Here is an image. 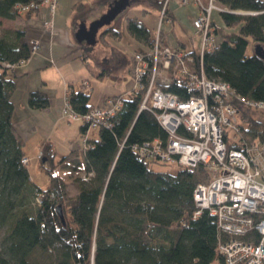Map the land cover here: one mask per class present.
<instances>
[{"label": "trees", "instance_id": "obj_1", "mask_svg": "<svg viewBox=\"0 0 264 264\" xmlns=\"http://www.w3.org/2000/svg\"><path fill=\"white\" fill-rule=\"evenodd\" d=\"M32 1L41 0H0V18L34 16L40 7L20 9ZM146 1L160 11L165 0ZM216 1L225 9L219 12L222 26L211 20L214 46L200 57L197 51L188 53L198 57L206 77L264 101V0ZM165 13L172 19L167 5ZM126 29L151 45L148 29L137 18L128 17ZM163 34L160 30L161 41ZM99 36L109 43L106 36L119 39L121 32L110 24ZM250 40L253 52L247 53ZM30 55L25 31L0 35V264L220 262L215 217L207 209L193 216L194 187L211 177L205 165L163 163L140 157L133 149L167 136L151 111L139 110L143 89L121 97L122 106L107 120L109 125L95 128L96 138L87 137L90 126L82 120L79 131L85 144L80 149L55 161L52 143L44 140L38 169L47 182L40 186L30 177L28 165L22 162L28 158L24 140L12 120L17 77L13 67ZM82 85L76 89L67 85V103L78 114L93 107ZM157 85L181 98L194 93L184 75ZM26 101L30 107L46 108L49 97L34 89L27 91ZM256 111L240 116V136L229 146L238 147L241 141L264 146V112ZM57 166L70 171L62 175Z\"/></svg>", "mask_w": 264, "mask_h": 264}, {"label": "built area", "instance_id": "obj_2", "mask_svg": "<svg viewBox=\"0 0 264 264\" xmlns=\"http://www.w3.org/2000/svg\"><path fill=\"white\" fill-rule=\"evenodd\" d=\"M189 1L198 7L193 24L201 34L197 50L200 57L215 43L210 18L215 3L214 0H206L205 4L204 0H177ZM55 2L32 1L20 9L47 5L53 12ZM166 3L167 0L159 11L150 51L134 53L132 66L133 89L144 90L139 110L151 111L167 136L165 140L144 141L133 149L140 157L163 163L204 164L211 177L194 187L197 209L193 216L207 209L215 217L219 236L216 249L222 260L211 264H264V146L246 141H241L238 147L228 145L240 136V116L253 108L264 112V101L239 94L225 81L206 77L198 57L181 47L162 43L161 24L171 22L165 13ZM44 23L51 24V18ZM29 45L33 53L39 47L38 40L30 39ZM178 75H184L187 86L194 90L186 98L157 85L168 83L171 76ZM106 101V107L93 106L84 114L74 112L67 103L65 113L70 119H82L90 127L109 125L107 120L123 101L120 96L108 97ZM22 162L27 164L28 158L23 157ZM81 176L85 178V174Z\"/></svg>", "mask_w": 264, "mask_h": 264}, {"label": "rangeland", "instance_id": "obj_3", "mask_svg": "<svg viewBox=\"0 0 264 264\" xmlns=\"http://www.w3.org/2000/svg\"><path fill=\"white\" fill-rule=\"evenodd\" d=\"M205 1L206 0H204V4L206 3ZM214 3L215 7L210 9V18L213 13L225 9L222 8L216 0H214ZM139 4L140 2H138V0H129V5L111 21V24L121 29L122 36L120 40L108 38V40H110L109 44L105 43L103 40H99L92 46V49L88 51H85L87 45L82 44L73 54L65 58L66 61H62L61 63L57 61L53 62V60L49 61L50 58L46 56H44L45 59L43 61L42 59L36 61V56H38V52L40 51V42L38 40V49L31 53L28 59L14 65L13 71L17 77L16 87L12 94V100L15 102L12 120L14 121L17 132L24 140V149L28 156L27 165L30 177L38 185L44 186L47 182L46 174L38 169V156L41 152L40 146L44 140L47 139L52 143L55 150V161L67 154L70 150L80 149L81 146L85 144V137L79 131V124L82 122V119H70L67 113H65L68 95L67 84L69 83L66 82L65 77L76 86H78L82 79H90L93 88L88 86L85 88V86L88 85L85 84L87 81H83V88L90 91L89 100L97 103V107H106L108 105L106 99L101 100L100 103L98 102L100 97H102L105 85L108 86V88L115 86V88L118 89V87H121L125 96L130 95L131 88L133 89L134 87L135 79L133 77V66H131L132 74L130 73L128 75L127 71L123 70L125 59L124 52L126 48L133 52V44H135V40L137 39L126 29V16H133L135 13L140 12L142 6H139ZM49 12L51 24L46 26L44 23V26L52 30L53 12L50 10ZM149 13L148 19L150 23L152 22L151 27H149V32L153 36V33L157 29L158 17L152 10H150ZM239 13H246V11L241 10ZM193 19L191 23L190 20H185L182 21V24L186 28L187 34H197L200 42L201 34L196 31ZM20 22L21 20L19 17H15L14 19L0 18V35H13L17 33L20 31ZM80 22L83 21L80 20L77 26ZM178 22L181 21L177 20V22L171 23L162 22L161 24V30L165 33V42L170 45H175L177 43V38H179V34L182 32ZM84 23L88 25L90 22ZM226 30H229V28H226ZM32 38L33 37H29L28 40ZM76 43L79 44L80 42L76 40ZM251 52H253V43L250 40L247 46V53ZM81 53L87 55L88 64L84 63L80 58ZM53 56H55V54ZM60 57L56 58V60H60ZM94 76L99 77L93 78ZM125 86H127V90L124 89ZM29 89L44 90L48 94L50 100L49 105L46 108L30 107L26 101V94ZM57 95H61L62 104L60 107L55 102ZM260 111V109L257 110L256 114L259 115ZM86 134L89 138L97 137V131L94 127H89ZM56 169L59 170L62 175H64V173L67 175V172L70 171L67 167L61 168L57 166Z\"/></svg>", "mask_w": 264, "mask_h": 264}, {"label": "crops", "instance_id": "obj_4", "mask_svg": "<svg viewBox=\"0 0 264 264\" xmlns=\"http://www.w3.org/2000/svg\"><path fill=\"white\" fill-rule=\"evenodd\" d=\"M112 1L113 0H56V4L52 15V23H53L52 30H49L44 26V22L49 18L50 12H49V8L46 5H42L34 16L28 19H23L19 17L21 20L20 22L21 27H20V31L18 32L25 31V36L28 39L29 37H33L39 40L40 51L38 52V56H36L37 57L35 59L36 61L40 59H42L43 61L45 59L44 56H46L47 58H50L49 61L53 60V62L57 61L61 63L62 61H66L65 58H67L70 54H73V52L79 49L82 44H85L82 42H80L79 44L76 43V38L74 34L78 27L77 26L78 22L80 20H82L83 22H91L92 20L100 17L101 14H103L106 11L108 5ZM138 2H140L139 6H142V9L140 10V12L135 13V15L133 16H126V20L128 17H135L138 20H140L149 31V27H151L152 24V22L150 23L148 19L150 14L149 12L150 10H152L157 15L159 22V10L158 8H153V6L150 5V3H148L146 0H138ZM75 4H77V6H75ZM166 5L168 7V11L172 18L171 22H175V21L177 22V20L181 21L178 22V25L180 26L182 32L179 34V38H177L178 41L175 45H170L165 42V33L163 32L164 34H163L162 43L169 46L181 47L186 52L192 50L197 51L199 47V38L197 34L195 33L192 35L187 34L186 28L182 24V21L185 20H190L191 23L193 17L197 12L198 7L196 6V4L193 1H189L185 4H179L177 0H167ZM211 20L217 26L223 25L219 12L213 13L211 15ZM103 29L104 28H102V30ZM102 30L101 29L99 30L100 33L102 32ZM99 34L97 35V41L101 40ZM121 36H122V32H121ZM152 37L153 36L150 34L149 40H151ZM108 38L109 37L106 36L107 40ZM135 38L137 40H135V44H133L134 51L131 52L126 48L124 52L125 59L123 64V70H126L128 75L131 73L133 54L136 52H148L150 51V46H151L148 44L150 41L146 43L142 39H139L137 37ZM110 39L120 40L121 37L119 39H113V38ZM109 41L110 40H108V42ZM85 51L88 50L85 49ZM54 54L55 56H53ZM58 57H60V60H56V58ZM80 58L83 60L84 63L88 64L87 55L85 53H81ZM98 77L99 76L96 77L94 76L93 78H98ZM65 80L66 82H69V84L74 86L75 89L80 88V84L82 85L83 81H87L88 84L85 86V88H87V86L93 88L90 79H85V78L82 79V81L78 84V86L73 84L70 80L68 81V78L66 77ZM81 88H82L81 90H84L89 94V99H90V91L84 89L83 85L81 86ZM126 88L127 86H125L124 89ZM29 90H34V89H29ZM123 92L124 91H122L121 87H118V89H116L115 86L108 88V86L105 85V88L102 92V97H100L98 102L100 103L101 100L106 99L108 97H116V96L124 97L125 95L123 94ZM56 97L57 98L55 99V102L60 107V105L62 104L61 95H57ZM63 102H64V96H63ZM89 104H91L92 106L98 105L97 103H94L93 101L91 102L90 100H89Z\"/></svg>", "mask_w": 264, "mask_h": 264}, {"label": "water", "instance_id": "obj_5", "mask_svg": "<svg viewBox=\"0 0 264 264\" xmlns=\"http://www.w3.org/2000/svg\"><path fill=\"white\" fill-rule=\"evenodd\" d=\"M128 5L129 0H113L100 17L92 20L88 25L80 22L74 34L76 40L84 42L87 45L86 50H90L97 41L99 30L109 26L111 21Z\"/></svg>", "mask_w": 264, "mask_h": 264}]
</instances>
